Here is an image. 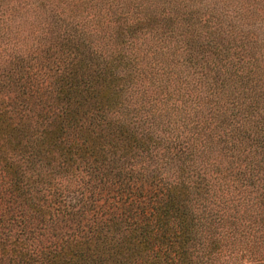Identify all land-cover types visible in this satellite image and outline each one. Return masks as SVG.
I'll use <instances>...</instances> for the list:
<instances>
[{
    "label": "trees",
    "instance_id": "16d2710c",
    "mask_svg": "<svg viewBox=\"0 0 264 264\" xmlns=\"http://www.w3.org/2000/svg\"><path fill=\"white\" fill-rule=\"evenodd\" d=\"M0 264H264V0H0Z\"/></svg>",
    "mask_w": 264,
    "mask_h": 264
}]
</instances>
